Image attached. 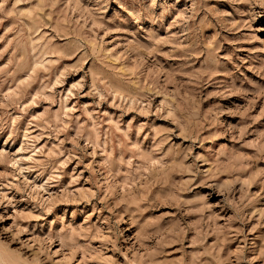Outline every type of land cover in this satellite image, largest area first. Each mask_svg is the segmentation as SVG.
Segmentation results:
<instances>
[{
  "label": "rangeland",
  "instance_id": "1",
  "mask_svg": "<svg viewBox=\"0 0 264 264\" xmlns=\"http://www.w3.org/2000/svg\"><path fill=\"white\" fill-rule=\"evenodd\" d=\"M0 264H264V0H0Z\"/></svg>",
  "mask_w": 264,
  "mask_h": 264
}]
</instances>
